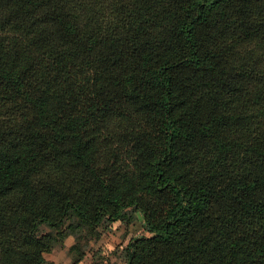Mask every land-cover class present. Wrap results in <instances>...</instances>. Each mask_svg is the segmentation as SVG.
<instances>
[{
    "label": "trees",
    "instance_id": "1",
    "mask_svg": "<svg viewBox=\"0 0 264 264\" xmlns=\"http://www.w3.org/2000/svg\"><path fill=\"white\" fill-rule=\"evenodd\" d=\"M131 212L125 264H264V0H0V264Z\"/></svg>",
    "mask_w": 264,
    "mask_h": 264
},
{
    "label": "rangeland",
    "instance_id": "2",
    "mask_svg": "<svg viewBox=\"0 0 264 264\" xmlns=\"http://www.w3.org/2000/svg\"><path fill=\"white\" fill-rule=\"evenodd\" d=\"M130 216H133L130 221H118L112 226L100 227L99 234L94 236L83 231L81 234L66 238L63 244H59L45 254L47 264H125L124 248L130 239L148 234L141 216L132 212ZM42 230L48 229L42 227ZM77 243V248L71 250V247ZM78 248L85 250V254L81 260L75 261L79 253Z\"/></svg>",
    "mask_w": 264,
    "mask_h": 264
},
{
    "label": "crops",
    "instance_id": "3",
    "mask_svg": "<svg viewBox=\"0 0 264 264\" xmlns=\"http://www.w3.org/2000/svg\"><path fill=\"white\" fill-rule=\"evenodd\" d=\"M45 258H46V256H45ZM47 260V259H46Z\"/></svg>",
    "mask_w": 264,
    "mask_h": 264
}]
</instances>
